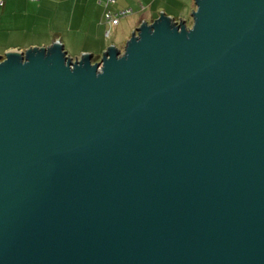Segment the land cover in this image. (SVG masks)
Here are the masks:
<instances>
[{"label": "water", "instance_id": "1", "mask_svg": "<svg viewBox=\"0 0 264 264\" xmlns=\"http://www.w3.org/2000/svg\"><path fill=\"white\" fill-rule=\"evenodd\" d=\"M194 1L0 55V264H264V0Z\"/></svg>", "mask_w": 264, "mask_h": 264}, {"label": "crops", "instance_id": "2", "mask_svg": "<svg viewBox=\"0 0 264 264\" xmlns=\"http://www.w3.org/2000/svg\"><path fill=\"white\" fill-rule=\"evenodd\" d=\"M127 8L131 12L121 16L116 25L106 22V9L115 13ZM188 9H195L194 0H115L107 7L103 0H2L0 54L59 42L68 48L69 55L89 53L99 60L110 45L116 47L111 37L118 30L126 37L160 12L177 20L184 19Z\"/></svg>", "mask_w": 264, "mask_h": 264}, {"label": "rangeland", "instance_id": "3", "mask_svg": "<svg viewBox=\"0 0 264 264\" xmlns=\"http://www.w3.org/2000/svg\"><path fill=\"white\" fill-rule=\"evenodd\" d=\"M194 3H195V1H194ZM189 10V9H188ZM186 11V13H185V15H184V19H181V17L180 18H178L177 20H183L185 23H186V26L188 27V26H191V24H192V11L194 10H189V11ZM122 18V17H121ZM131 35V31H130V33L126 36V37H124V35H123V31L121 30V31H117L114 35H113V37H111V42H114L115 43V45H116V47L119 49V50H124V45H125V42L128 40V37ZM1 55V54H0ZM72 59H77V58H80L82 55H80L79 54V56L77 57H75V56H72V55H69Z\"/></svg>", "mask_w": 264, "mask_h": 264}, {"label": "built area", "instance_id": "4", "mask_svg": "<svg viewBox=\"0 0 264 264\" xmlns=\"http://www.w3.org/2000/svg\"><path fill=\"white\" fill-rule=\"evenodd\" d=\"M115 0H103V4L105 7H107L109 4L113 3ZM0 4H2V0H0ZM131 12L130 9H123L120 11H117L115 13H112L109 9H106V12L104 14V18L106 22H108L110 25H116L119 21V18L121 16H125ZM105 35H108V31H105Z\"/></svg>", "mask_w": 264, "mask_h": 264}]
</instances>
